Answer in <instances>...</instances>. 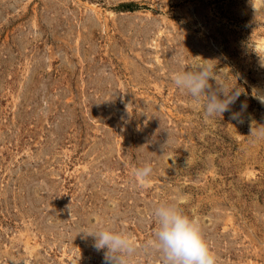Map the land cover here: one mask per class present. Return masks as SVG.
<instances>
[{
	"label": "rangeland",
	"instance_id": "374dc122",
	"mask_svg": "<svg viewBox=\"0 0 264 264\" xmlns=\"http://www.w3.org/2000/svg\"><path fill=\"white\" fill-rule=\"evenodd\" d=\"M263 46L264 0H0V264H104L80 232L109 219L162 264L163 201L216 264H264ZM205 62L242 91L223 116L172 82Z\"/></svg>",
	"mask_w": 264,
	"mask_h": 264
},
{
	"label": "clouds",
	"instance_id": "9594fccd",
	"mask_svg": "<svg viewBox=\"0 0 264 264\" xmlns=\"http://www.w3.org/2000/svg\"><path fill=\"white\" fill-rule=\"evenodd\" d=\"M175 63L179 65L180 58ZM261 63L264 65V58H261ZM215 67L208 62L194 64L187 69L177 68L172 76V82L180 92L194 100H204L205 115L209 118L217 114L223 116V113L230 111L231 105L242 93L239 88L227 90L226 85L217 83ZM212 80L215 81V87L210 83ZM256 95L264 104V95ZM246 108L247 103L242 102L240 111H232L230 119L242 123ZM249 136L253 137V142L264 139V124H255V127L252 125ZM152 173V165L146 163L135 168L133 176L141 185H145ZM151 214L156 227L152 238L143 244V248L157 251L162 264H216V257L198 223L186 215L174 201L157 203L151 209ZM80 233L93 238V247L97 251H103L104 264H131L132 258L137 254L136 241L129 233L117 228L111 219Z\"/></svg>",
	"mask_w": 264,
	"mask_h": 264
},
{
	"label": "bare ground",
	"instance_id": "6f19581e",
	"mask_svg": "<svg viewBox=\"0 0 264 264\" xmlns=\"http://www.w3.org/2000/svg\"><path fill=\"white\" fill-rule=\"evenodd\" d=\"M262 51H263V53H264V46L262 47Z\"/></svg>",
	"mask_w": 264,
	"mask_h": 264
}]
</instances>
